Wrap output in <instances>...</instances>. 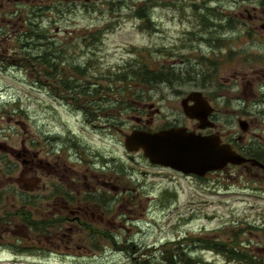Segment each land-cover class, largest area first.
Listing matches in <instances>:
<instances>
[{
  "label": "flooded vegetation",
  "instance_id": "af4514ba",
  "mask_svg": "<svg viewBox=\"0 0 264 264\" xmlns=\"http://www.w3.org/2000/svg\"><path fill=\"white\" fill-rule=\"evenodd\" d=\"M144 1L149 7L166 8L174 4V0L170 3L168 0ZM190 2L194 7L203 8L211 18L208 23L215 24L218 29L215 41L218 42L219 54L215 57L219 69L216 68L214 74L182 82L163 80L137 84L136 92L140 94L133 100L110 95L109 88L101 86L92 76L87 82H77L70 95L59 85L62 91L57 97L66 102L69 111H43L34 122L25 116L26 113L21 114L25 116L24 120L15 121L25 135L31 133L33 124L39 132V140L33 139L26 144L24 139L21 149L0 141L3 154L0 164L9 178L10 194L21 200L20 206L14 203L9 207L2 202L0 195V249L11 246L18 251H32L41 256L53 236L57 240L61 238L62 245L67 248L71 245L78 249L104 248L110 241L108 233L126 226V216L120 219L114 215L135 206L136 197L152 200L158 183L172 182L173 175L208 179L233 167L246 171L248 179L264 183V41L257 44V50L261 52L252 48L255 37H264V0ZM103 5L119 8L144 6L142 0H0V61L3 65L0 67L7 70L14 65L26 69V65H21V60L14 57L28 56L35 49L39 50L38 42L33 43L32 40H40L43 43L40 48L45 55L40 57L46 82L43 87L52 97L47 89L53 86L52 77L58 75L52 76L50 72L59 61L58 55H62L61 48L52 45H57V40H62V37L73 39L78 35V32L64 31L56 25L69 21L68 18L75 16L80 7L92 12L95 7ZM226 25L234 32L219 34ZM38 31L39 36H34L33 32ZM192 34L194 32L187 33L185 43L195 40ZM200 34L202 32L198 35L203 42L206 36ZM93 35V29H90L85 37ZM245 39L251 43L243 45L239 59V47L234 45H238L239 40L243 43ZM234 60L238 64H233ZM226 63L232 64L228 69L233 68L228 75H224L228 69L222 70ZM221 71L222 82L219 83ZM202 72L206 73L203 67ZM175 82L192 85L193 90L186 93L178 91V95L184 93L181 111L162 127H154L152 114L161 113V108L154 109L155 96L152 94L157 91L155 83L172 85ZM238 82L241 88L233 92ZM56 83L59 84L60 80ZM143 87L150 88L147 94ZM128 102L135 103L129 105ZM239 103H242L240 110L237 108ZM126 109L134 114L129 116L136 123L131 127H128V119L124 115ZM147 112H150L149 117L144 120L143 115ZM66 115L72 120H68ZM174 127H184L189 133L214 138L245 158L246 162L228 164L221 171L197 177L153 163L142 149L135 152L126 149L127 134L137 130L154 133ZM0 131L1 137H7L3 134L4 128L0 127ZM34 145L39 146L37 152L32 148ZM120 150L128 154L129 164L119 157L123 156ZM16 172L19 179L14 177ZM14 183L20 186V190H15ZM250 192L254 197L257 193L264 195L263 184L258 187L251 184ZM18 227L22 228V235L16 234ZM54 243L55 240L50 242L51 245ZM225 244L230 250V258H240L242 254H237L238 248ZM257 250L259 253L264 251L261 248Z\"/></svg>",
  "mask_w": 264,
  "mask_h": 264
},
{
  "label": "rangeland",
  "instance_id": "374dc122",
  "mask_svg": "<svg viewBox=\"0 0 264 264\" xmlns=\"http://www.w3.org/2000/svg\"><path fill=\"white\" fill-rule=\"evenodd\" d=\"M190 1L174 0V4L166 8L145 6L149 4L142 0L144 6L140 8L103 5L95 7L92 12L84 11L82 7L77 9L78 13L70 16L69 21L56 25L64 31L78 32V35L73 39L62 37V40H57V45H52L61 48L62 55H58V62L66 68L56 78L52 77L53 86L47 89L52 97L43 87L46 83L42 75L44 65H41L42 55L45 56L40 48L43 43L32 40L33 43L38 42L39 50L35 49L36 52L28 56L14 57L21 60V65H26V69L14 65L7 70L0 67V127L4 128L3 134L7 135L0 136V141L17 149L22 148L24 139L26 144H30L29 141L33 139L38 141L39 132L33 124L31 133L25 135L15 121L24 120L26 116L34 122L43 111H69L66 102L57 97L62 90L58 88L56 80H69L72 73L85 78L93 76L101 86L109 88L110 95L125 96L132 100L138 96L136 85L139 84L132 72L140 64H147L156 71L165 67L171 79L177 77L179 82L201 77L204 79L214 74V70L219 69L215 57L219 54L218 42L215 41L218 29L215 24L208 23L211 18L205 10L194 7ZM90 29H93L94 35L85 37ZM189 32H194L191 37L196 38L193 42L190 39L185 43ZM200 32V35L206 36L203 42L198 35ZM233 32L226 25L219 34ZM33 35L39 36V31L33 32ZM263 41L264 37H255L253 51H260L257 50V44ZM237 43L234 46L239 47L241 59L243 45L248 46L251 41L245 39L243 43L241 40ZM53 63L56 61L53 60ZM226 64L222 70L232 65ZM233 64H238V61L234 60ZM0 66L3 67L1 61ZM202 67L206 73L202 72ZM232 71L233 68H230L224 75ZM128 73L132 74L130 78L127 77ZM220 74L222 76V71L218 76L219 83L222 82ZM73 80L71 78L69 81ZM115 80L121 91L111 89L110 84ZM179 82L172 85L155 83L157 91L152 94L155 96L154 109L161 108V113L152 114L154 127H162L168 120L175 118L177 112L181 111L183 94L193 90L192 85H180ZM128 85L135 88L131 92L126 91ZM240 88L238 82L233 92H238ZM143 89L147 94L150 88ZM178 91L184 93L178 95ZM241 104H237L239 110ZM149 113L143 115L144 120L148 119ZM124 115L128 119V127L136 124L133 118H129L134 115L129 109L125 110ZM68 120H72V117L68 116ZM32 148L37 152L39 146L34 145ZM121 154L123 156L119 157L126 159L129 164L128 154L123 151ZM2 155L0 152V157ZM18 174L16 172L14 175L15 179H19ZM173 177L172 182L158 183L152 200L136 197L135 206L114 215L116 218L120 216V219L126 216V226L108 233L110 241L106 242L104 248L94 246L78 249L75 245L67 248L62 245L61 238L57 240L53 236L47 242L45 254L41 256L32 251H18L15 247L4 246L0 249V264H163L165 246L172 248L177 257L185 253L192 259V264H264V251L259 253L257 250L264 249V195L257 193L254 197L250 192L251 184L258 187L264 186V183L248 179L246 171L233 167L219 175L213 174L208 179ZM14 184L15 190H20V186ZM10 192L9 178L0 164L1 200L9 207L21 202L14 199ZM16 234L22 235V228H16ZM54 240L56 243L51 245L50 242ZM223 243L238 248L237 252L243 254L242 257L233 260L226 252L218 253L209 248L210 244Z\"/></svg>",
  "mask_w": 264,
  "mask_h": 264
},
{
  "label": "water",
  "instance_id": "95a60500",
  "mask_svg": "<svg viewBox=\"0 0 264 264\" xmlns=\"http://www.w3.org/2000/svg\"><path fill=\"white\" fill-rule=\"evenodd\" d=\"M125 145L129 152L142 149L155 164L198 176L223 170L228 164L246 162L220 141L189 133L184 127L154 133L137 130L127 134Z\"/></svg>",
  "mask_w": 264,
  "mask_h": 264
},
{
  "label": "trees",
  "instance_id": "16d2710c",
  "mask_svg": "<svg viewBox=\"0 0 264 264\" xmlns=\"http://www.w3.org/2000/svg\"><path fill=\"white\" fill-rule=\"evenodd\" d=\"M48 63L50 64V61ZM65 69L66 68L62 67V63L58 62L56 65L53 66V69L51 70L50 74L52 76H56V75L62 73V71ZM168 72L169 71L165 67L160 68L159 71H156L154 69H151L147 64H140L139 67L136 69V71L135 72L133 71L132 74L134 73V76L136 78L137 83H139V84L145 83L144 85L148 84L149 82H153V81L161 82L163 80H174V81L179 80V79H177V77H175L176 79H171V77L168 75ZM132 74L128 73L127 77L130 78L132 76ZM71 78H73L74 80L69 81V80H71ZM89 79H90V77H88V76L85 78L84 76L81 77L78 73H76V74L72 73L69 80H66V81L63 80L62 81V78H60L59 79L60 80L59 85H62V89H64L65 92L69 93V95H70L71 92H73V90L75 88V84L77 82H80L82 80H85L87 82ZM125 79H126V76L123 77V80H125ZM105 81H108V80H105ZM71 84H73V85H71ZM110 85L112 86L111 87L112 90L121 91V89L116 84V80L114 81V83L112 82ZM58 88L60 89V86ZM132 88H135V87L128 85L126 91L131 92ZM138 94H140V93H138ZM114 104L115 103L112 102V105H114ZM112 110H114V109L112 108ZM217 246L211 245V246H209V248L212 250H215L218 253H219V251H221V252H226L227 255L230 254V250H228L225 243H223V245L219 244ZM235 253H237V252H235ZM240 257H242V256H240ZM162 263L163 264H192L193 262H192V259H190L185 253H182L177 257L172 252V248H169V246H165L163 249V252H162Z\"/></svg>",
  "mask_w": 264,
  "mask_h": 264
},
{
  "label": "bare ground",
  "instance_id": "6f19581e",
  "mask_svg": "<svg viewBox=\"0 0 264 264\" xmlns=\"http://www.w3.org/2000/svg\"><path fill=\"white\" fill-rule=\"evenodd\" d=\"M36 41V40H35ZM174 81V80H173ZM168 82V81H167Z\"/></svg>",
  "mask_w": 264,
  "mask_h": 264
}]
</instances>
